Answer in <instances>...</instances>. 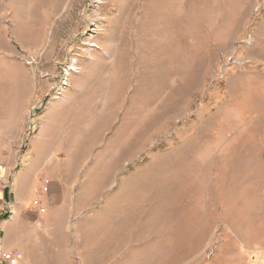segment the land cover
<instances>
[{"label":"rangeland","instance_id":"obj_1","mask_svg":"<svg viewBox=\"0 0 264 264\" xmlns=\"http://www.w3.org/2000/svg\"><path fill=\"white\" fill-rule=\"evenodd\" d=\"M25 169L63 183L59 264H252L264 0H0V172Z\"/></svg>","mask_w":264,"mask_h":264},{"label":"crops","instance_id":"obj_2","mask_svg":"<svg viewBox=\"0 0 264 264\" xmlns=\"http://www.w3.org/2000/svg\"><path fill=\"white\" fill-rule=\"evenodd\" d=\"M0 243L4 251H17L21 248L24 255L18 254V264H59V256L52 254L55 247L45 234H39L38 225H51L49 218L54 210L63 208L60 203V190L63 183L50 178L43 182L31 170L0 172ZM41 186V189L39 188ZM7 187V188H6ZM44 194L47 212L38 215L33 209V198ZM13 208L14 218H2L4 212ZM43 249L44 252L34 253L30 249ZM46 249L48 252H46ZM65 264V263H64ZM252 264H264V253L258 254Z\"/></svg>","mask_w":264,"mask_h":264},{"label":"built area","instance_id":"obj_3","mask_svg":"<svg viewBox=\"0 0 264 264\" xmlns=\"http://www.w3.org/2000/svg\"><path fill=\"white\" fill-rule=\"evenodd\" d=\"M77 264H80L78 255H75ZM0 264H18V253L13 251H4L0 243Z\"/></svg>","mask_w":264,"mask_h":264}]
</instances>
